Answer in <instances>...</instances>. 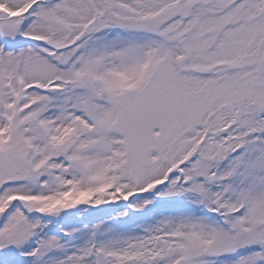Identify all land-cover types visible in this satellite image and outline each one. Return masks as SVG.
Returning a JSON list of instances; mask_svg holds the SVG:
<instances>
[{"label": "snow or ice", "instance_id": "snow-or-ice-1", "mask_svg": "<svg viewBox=\"0 0 264 264\" xmlns=\"http://www.w3.org/2000/svg\"><path fill=\"white\" fill-rule=\"evenodd\" d=\"M0 264H264V0H0Z\"/></svg>", "mask_w": 264, "mask_h": 264}]
</instances>
